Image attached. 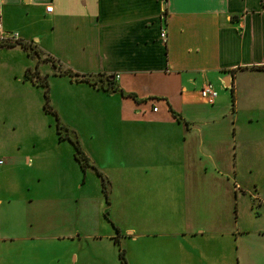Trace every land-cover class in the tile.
I'll return each mask as SVG.
<instances>
[{
    "label": "crops",
    "instance_id": "0c3cea01",
    "mask_svg": "<svg viewBox=\"0 0 264 264\" xmlns=\"http://www.w3.org/2000/svg\"><path fill=\"white\" fill-rule=\"evenodd\" d=\"M0 21L4 30L19 35L18 41L0 48L22 50L26 57L36 58L33 66L23 69L22 81L34 85L23 75L30 69L43 75L41 62L52 70L46 74L68 81L63 91L86 86L82 99L97 101V133H90L94 143L90 140L82 146L90 161L98 158L107 180L106 214L115 218L120 210L130 215L132 226L124 230L131 242L142 248L148 245L141 240L166 237L170 251L162 256V263L183 264L182 238L190 241L193 254L197 248V264H222V254H208L205 242L210 237L227 239L232 231L227 225L190 227L196 217L189 206L197 204L201 158L211 168L233 169L230 157L240 148L233 121L241 75L264 80L260 0H0ZM161 28L166 32L164 43L158 39ZM40 29H46L52 43L66 45L65 50L39 55ZM59 66L84 76L107 75L113 89L76 81L60 74ZM205 83L216 91L211 104L198 93ZM22 114L30 120L27 112ZM86 116L90 125V114ZM9 122L0 116L2 137L4 130H13ZM18 145L0 157V180L16 166L22 171L16 180L0 183L4 194L0 208L18 205L23 210L14 215L1 212L0 247L6 253L17 250L24 237L45 233L47 238L52 230L42 213L52 210L54 198L40 197L39 176L30 178L35 155ZM170 169L177 174L187 169L188 179L169 180L165 174ZM189 172L196 180H189ZM141 173L150 175L147 180L133 179Z\"/></svg>",
    "mask_w": 264,
    "mask_h": 264
},
{
    "label": "rangeland",
    "instance_id": "374dc122",
    "mask_svg": "<svg viewBox=\"0 0 264 264\" xmlns=\"http://www.w3.org/2000/svg\"><path fill=\"white\" fill-rule=\"evenodd\" d=\"M37 33H40L39 55L66 48V45L52 43L46 29ZM29 51L32 52V48ZM35 59L26 57L22 50L0 48V116L10 121L13 128L12 131L4 130L3 137L0 135V157L14 150L18 143L20 150L35 155L32 156V164L36 168L32 167L30 178L39 176L41 198H54L52 210L42 213L43 218L48 216L50 219L52 230L47 233L50 235L47 238L43 236L45 233L34 238L24 237L18 242L17 250L8 253L0 247V264H119V250L123 251L124 264H164L162 256L170 251L165 246L169 239L151 236L141 240L144 246L148 245L142 248L131 242L133 239L128 237L129 232L124 230L132 226L130 215L118 210L115 218L110 216L113 218L110 219L103 208L106 201L94 169L87 167L82 172L73 159L71 144L67 140L57 141L54 118L42 109L43 88L31 86L21 79L23 69L33 66ZM38 67L46 76L48 105L56 112L59 134L76 138L84 154L83 143L85 146L90 140L94 143V136L91 137L90 133L92 130L93 135L97 133L94 105L97 101L82 99L86 86L63 91L64 84L68 82L64 77L46 74L52 71L49 65L39 62ZM61 70L59 66L58 71ZM33 74L30 69L26 77L35 78ZM37 75L43 76L38 71ZM85 76L95 87L107 91L113 89L107 75ZM62 94L70 95L69 99L63 100ZM237 103V120L233 121V126L240 148L230 157L233 169L211 168L201 158L197 172V204L189 206L194 209L196 218L189 226L194 227L198 223L203 227L220 229L227 225V230L232 231L227 239L210 237L205 242L208 254H222V264H264V121L261 120L264 116V80L248 73L242 74ZM22 111L30 115L29 121L23 119ZM86 113L90 114V125L84 120ZM90 159L92 162L88 161L101 173L98 158ZM174 171L170 169L165 174L169 180L172 177L188 179L187 169L178 174ZM21 172L17 166L12 168L0 183L16 180ZM141 174L133 179L147 180L146 175H150ZM189 180H196L195 175L191 174ZM220 187H224V191ZM3 195L0 191L1 199ZM231 203L233 209H230ZM22 211L18 205L4 206L0 208V215L1 212L14 215ZM187 242L190 241L182 238L179 242L186 252L183 264H197V248L193 254Z\"/></svg>",
    "mask_w": 264,
    "mask_h": 264
},
{
    "label": "trees",
    "instance_id": "16d2710c",
    "mask_svg": "<svg viewBox=\"0 0 264 264\" xmlns=\"http://www.w3.org/2000/svg\"><path fill=\"white\" fill-rule=\"evenodd\" d=\"M0 45H5V44H0ZM20 46L23 49H26L27 50V54H28V48L25 45H23V44H21ZM32 71L34 73L33 75L35 76V78L26 77V74H27L28 70H26L24 72L23 77L24 78H28L31 81V83L34 84L35 86H40V87L43 88V99H44V101H43L42 109H43V111L45 113H50L53 116V118H54V121H55V133H56V136H57V140L61 141V140L65 139L71 144V146L73 148V153H72L73 159L75 160V162L77 163V165L79 166V168H80V170L82 172L87 167H90V168L94 169L96 175L100 178L101 192L103 193L104 199L106 200V195H107V185L106 184H107V181H106L105 177L92 166V164L88 161L87 157L81 152L80 146H79L78 141H77L76 138H71L68 135L61 136L59 134L58 130H59L60 126L58 125V118H57L56 112L48 105V98H47V94H46V92H47L46 76L45 75L38 76L35 69L32 70ZM59 73L63 74V75H66L69 78H73L76 81H82V82H86V83H89V84H93V83L89 82V80L87 79L86 76L79 75V74L71 71L69 68H66V69L62 70ZM102 90H105V89H102ZM116 231H117V229H116ZM113 241L115 243L116 239L114 238ZM118 259L120 261L119 264H124L123 251L122 250L118 251Z\"/></svg>",
    "mask_w": 264,
    "mask_h": 264
},
{
    "label": "built area",
    "instance_id": "2783aa9c",
    "mask_svg": "<svg viewBox=\"0 0 264 264\" xmlns=\"http://www.w3.org/2000/svg\"><path fill=\"white\" fill-rule=\"evenodd\" d=\"M260 4L264 7V0H260ZM158 39L164 43L166 32L161 28L158 32ZM19 40V35L16 32L4 30L0 21V44H10ZM199 96L207 103L211 104L216 97V91L210 83L203 84L198 90ZM154 110V108H153ZM3 164V159L0 158V166Z\"/></svg>",
    "mask_w": 264,
    "mask_h": 264
}]
</instances>
